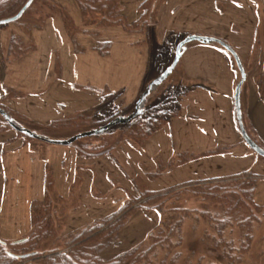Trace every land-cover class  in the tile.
Wrapping results in <instances>:
<instances>
[{
	"label": "crops",
	"instance_id": "1",
	"mask_svg": "<svg viewBox=\"0 0 264 264\" xmlns=\"http://www.w3.org/2000/svg\"><path fill=\"white\" fill-rule=\"evenodd\" d=\"M54 1L62 12L46 16L41 26H0V106L18 125L59 128L75 118L102 115L107 121L131 109L148 85L152 43L171 48L187 33L223 40L237 52L247 74L241 89L244 126L264 144V60L256 42L259 16L247 14L249 0H120L125 25L105 26L84 18L76 0ZM147 6L149 35L144 23L133 27L142 24ZM153 15L158 17L154 27ZM209 43L183 47L179 83L194 86H187L190 90L182 94L172 120L142 144L131 142L122 131L116 144L110 135L102 143H88L108 153L85 156L77 148L28 139L0 114V238L14 242L32 231V207L46 198L49 166L48 186H56L65 199L76 191L75 184L79 193H87L88 185L112 188L113 179L132 190L129 200L142 201L147 194L160 197L247 172L264 179V158L244 140L237 119L235 89L241 76L236 61L224 46ZM254 196L264 204L259 184ZM142 217L150 222L148 214ZM148 222L137 223L150 230L153 223ZM88 224H71L70 230ZM110 246L101 255L105 260L118 255L108 257Z\"/></svg>",
	"mask_w": 264,
	"mask_h": 264
},
{
	"label": "rangeland",
	"instance_id": "2",
	"mask_svg": "<svg viewBox=\"0 0 264 264\" xmlns=\"http://www.w3.org/2000/svg\"><path fill=\"white\" fill-rule=\"evenodd\" d=\"M28 1L29 0H0V23H2L1 22L2 20H6L17 15ZM248 2L249 5H247L248 6L247 14L252 16L253 18H255L256 16L255 13H257L259 16L258 23L256 26V32H257L256 42L258 43L257 45L261 47V53H262L261 58L264 60V0H249ZM54 4L58 5V2L54 0H33L31 2L30 0V5L28 6V8H26L25 13L23 14L24 16L22 17V21L21 22L19 20L11 21L10 23H7V25L13 23H20L28 27L41 26L42 23H44L46 16H49L52 13L58 14L59 12H62L61 9ZM251 4L253 5L255 12L249 8ZM155 16L156 15H153L150 20L151 25L153 27L158 22V17H156L155 19ZM215 29L217 31V27H215ZM191 35H197V34H187V33L180 34L179 35L180 38L177 37L176 40L179 42L178 43L174 42L171 48L170 47L166 48L165 46L162 45L155 46L152 43L149 70L146 75V84H149L152 80L160 76L166 70V68L172 64L175 58L176 48L178 44ZM191 43L201 44V41H191ZM209 44H216V46L218 45L221 46V44L216 41L210 42ZM228 55L230 56L232 61L233 59H235L233 54L229 50H228ZM233 62L235 63V61ZM180 68L181 67L179 64L178 67L173 70V72L166 80H164L159 85L155 86V88L151 91L150 95L147 97L145 101V105H144L145 108L151 105H155V103H160L167 97H174L175 99L177 98L180 101L181 97L183 96L182 94L185 93L186 91H189L190 90L189 88L194 86L191 84L187 85L190 87H187L186 84L185 86H181V84L179 83ZM240 76H241V72L239 74V77ZM172 102L173 101L171 100L170 104ZM160 106L158 109L161 110L158 111H162V107ZM134 107H135V103L132 106V108L129 110H120L119 113L117 112L118 115L115 116V118L127 117L131 115L134 112ZM172 107H173L172 105L169 107L166 106L163 109H166L167 112H170L172 111ZM115 118H113V120H115ZM113 120L108 119L107 121H104L103 116L98 115L96 117L94 116V117H85V118L84 117L75 118L73 120H69L66 125H61L59 128L56 127L38 128V126L33 124H29L27 125V127L24 125L22 126V124L21 125L19 124V126L27 128L30 131H32L36 136H39L38 138H34V141L36 142L51 144L52 146H56V147L63 146L65 148L76 149V147H79L80 145L88 144L90 141L92 143H102L103 142L102 137L107 139L109 135L112 136V139L114 141L113 144H116L118 141L122 139L121 133L125 128L124 126L125 123H116L101 134H95L92 136L79 138L69 145H64L56 142L67 141L84 132L97 130L98 128L105 126L106 124H108ZM27 138L31 139L33 137L31 138L27 137ZM37 155L42 156L41 152L39 151L35 152L36 157ZM32 169L35 170V167ZM51 173H52V167L49 166L45 177L46 178L45 190H47L46 198L45 200L38 199V202L34 203V210H35L34 213L37 216L40 215L42 218L40 217L39 220L45 221L46 225L47 223H49L48 222L49 216L52 217L53 219L54 218L57 219L56 221L53 222L50 220L51 226H53L54 229L51 228L53 229L52 231L53 235L50 236L48 239H50L53 242L55 241V245L59 246L58 247L59 250L62 249L63 251H65L67 249L66 241L71 236L78 234L84 227L94 223L95 222L94 219L96 217L100 216V218H102L104 217L103 215L115 210L117 211L121 209L127 202H131V200L129 199H130V194L133 193L132 190L130 188H127V186L121 183H117L114 179L113 180L110 179L112 188L104 189L97 187L96 189H93L91 185H88L87 193L85 192L79 193L80 185L75 184L76 191L73 190L72 195L69 197V199H65L64 197H61L59 195L56 186L55 188L54 185L48 186V184H50L49 182H51L50 180V178L52 177ZM257 184H259V190L262 192V196L264 197V179L259 181V178L253 177L252 173L250 172H247V174L240 176L204 181L199 184L190 186L189 188H187L188 190L186 189V187H184L183 190L176 189V190L168 191L167 193L160 194L161 199H159L158 196L156 195L147 194L149 198H146V200L144 201L150 199H157L158 201H156L155 204L157 205L159 203V207H156V205H150L149 208L151 209L146 207L144 208L146 210L143 209L134 216L131 215L132 213H130L129 216L130 215L131 216L128 217L129 219H127L128 221H130L128 223V229H127V224H125L124 225L125 227L123 226L122 228L123 229L122 232H120L121 234L119 233L118 238L110 245H114V243H116L118 239L120 241L114 246L109 245L110 247H113V249L110 251V253L108 252V257H113L117 253L119 255L122 252L130 251L136 247H140L144 245L148 241L152 231L155 229L154 227L155 225L156 227L162 225L170 226L176 224L177 220L179 219L180 220L179 227L182 228V240H183L181 247L184 251V255L186 256L184 259L193 260L192 264H196V260L200 258H203L204 264H206L210 260L213 262H217L218 255L212 254L211 246L205 244V242H209L207 241L209 238L205 237L208 235L207 232L210 231L209 226L206 225L205 222H203L202 220L196 221L195 219L192 220L191 217H188L190 215L187 214L188 212L187 209L189 208L201 209L211 212L219 211L223 213L225 208L229 206L228 205L229 199L223 202L224 206H216L218 200H214L210 198L207 199L202 197L200 194L204 195L205 190L212 189L214 188V186H217V188H227V189H234L236 187L237 188L253 187L255 192ZM52 187L54 190V194L52 193L51 190ZM254 194L252 197L253 204L256 205L258 208H262L261 210H263L264 204H260L259 202H257ZM42 206H45L46 208ZM142 207L144 206H141L140 208ZM146 214L149 215L148 219L150 220V222H148L145 217H142L143 215ZM105 218L106 217H104L103 219ZM140 219H143L144 221L148 222V224L153 223L152 228L150 230H147L146 227H141L137 223ZM234 222H235L234 225L227 226L225 230L226 234H229L231 232L232 234L238 232L239 230L238 220H234ZM87 223L90 224L85 225L79 230L78 229L74 231L70 230L71 224L81 225ZM46 228H48V226ZM253 228H254L253 230L254 241L252 247L248 251V253L235 264H264V217L262 218L261 221L255 223ZM29 235H31V232L27 234L26 237H28ZM237 239L238 238H236V241H238ZM31 240L34 241V239ZM212 240L215 242L216 239L213 238ZM49 246H51V244ZM20 248L21 246H17L13 251H18L20 250ZM25 248L26 250H28L30 246H26ZM106 248L104 250H106ZM104 250H102L101 255L104 252Z\"/></svg>",
	"mask_w": 264,
	"mask_h": 264
},
{
	"label": "trees",
	"instance_id": "3",
	"mask_svg": "<svg viewBox=\"0 0 264 264\" xmlns=\"http://www.w3.org/2000/svg\"><path fill=\"white\" fill-rule=\"evenodd\" d=\"M77 2L84 18L93 24L105 26L122 23L125 25V19L120 14V0H77ZM54 5L60 7L57 4ZM144 9L142 24L136 23L133 27L137 29L144 23L143 29L145 30L146 28L149 35L150 28L147 24L148 22L145 21L146 16L149 15V8L147 6V9L145 7ZM23 14L17 21H22ZM6 24L0 23V26ZM126 27L128 28V26ZM146 88L147 86L143 88L141 94ZM171 100L173 102L170 104ZM145 101L141 106L143 109L142 113L124 124V137L135 144H142L152 133L169 123L180 107V101L174 97H167L162 102L146 108L144 106ZM171 105L173 106L172 111L167 112L166 109H163ZM159 106L162 107V111H158L161 110L158 109ZM0 108L3 109L1 106ZM3 110L9 115L6 109ZM117 115L118 113L111 120ZM4 121L6 120L4 119ZM5 123L9 125L8 122ZM16 125L19 126L18 124ZM20 134L31 138L22 132ZM249 135L258 145L264 148V145L259 140L250 133ZM76 148L81 155L85 156L101 155L109 151L108 149L95 148L92 145L90 146V144L80 145ZM254 193L253 187L227 189L214 186L212 189L205 190L204 195H200L207 199L218 200L216 206H224L223 202L229 199V206L225 208L223 213L187 209V214L190 215L188 217L196 221L202 220L209 226L210 231L205 236L209 238L207 240L209 242H205V244L211 246L212 254L218 255V261L213 262L210 260L206 264H235L251 249L254 241V224L261 221L264 217V209L261 210L262 208H258L252 202ZM160 197L158 198L161 199ZM142 199V197L134 198L118 213L102 220H96L94 223L84 227L78 234L71 236L66 241L67 249L65 251L59 250V246L55 245V241L48 239L53 235L52 231L54 228L51 226V221L53 222L57 219L49 216V223L46 225L45 221L39 220L40 215H35L33 206L31 214L33 229L31 235L11 243L0 238V264H192L193 260L184 259L186 256L181 247L183 240L179 219L174 225L155 227L144 245L123 252L110 260L102 258V250L118 238L129 214L138 207L149 208L150 205H156L155 203L158 201L157 199H150L142 202ZM156 207H159V203ZM234 220H238V232L226 234L227 226L234 225ZM47 226L48 228H46ZM211 238L216 239L215 242ZM236 238H238V241H236ZM31 239H34V241ZM50 244L51 246H49ZM17 246H21L20 250L13 251ZM26 246H30V248L26 250ZM196 264H204L203 258L197 259Z\"/></svg>",
	"mask_w": 264,
	"mask_h": 264
},
{
	"label": "water",
	"instance_id": "4",
	"mask_svg": "<svg viewBox=\"0 0 264 264\" xmlns=\"http://www.w3.org/2000/svg\"><path fill=\"white\" fill-rule=\"evenodd\" d=\"M30 5V0L26 3V5L22 8V10L15 15L12 18L6 19V20H2V23H8L11 21H15L17 20L22 14L23 12L26 10V8ZM191 41H201V42H219L221 43L226 49H228L234 56L235 61L237 63V66L241 72V80L238 82L236 89H235V105H236V113H237V119H238V123L243 135L244 140L247 142V144L260 156L264 157V148L261 147L260 145H258L253 139L252 137L248 134L245 126H244V122H243V116H242V108H241V89L242 86L247 78V74L246 71L244 69V66L242 64V61L239 57V55L237 54V52L230 47L228 44H226L225 42L218 40L216 38H212V37H208V36H200V35H191L188 36L186 39H184L183 41H181L177 48H176V54H175V58L174 61L172 62V64L166 68V70L157 78H155L154 80H152L146 90L140 95V97L138 98V100L136 101L135 104V110L134 112L127 116V117H119L116 118L115 120L109 122L108 124H106L105 126L98 128L97 130H93V131H88V132H84L82 134H79L67 141H59L56 143H61L64 145H69L71 143H73L75 140L79 139V138H83V137H87V136H92L95 134H101L103 132H105L109 127L113 126L116 123H127L130 120H132L133 118H135L136 116H138L139 114L142 113L143 109H142V104L143 102L147 99V97L150 95L152 89L154 86L159 85L160 83H162L164 80H166L170 74L173 72V70L176 68L181 56H182V47L187 44L190 43ZM0 114L4 117V119L10 124V126H12L13 128L17 129L18 131L22 132L23 134H26L30 137L33 138H38L39 136H36L32 131H30L27 128L24 127H20L17 126L14 122V120L3 110L0 108ZM53 142V141H52ZM55 142V141H54Z\"/></svg>",
	"mask_w": 264,
	"mask_h": 264
}]
</instances>
